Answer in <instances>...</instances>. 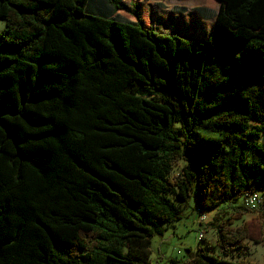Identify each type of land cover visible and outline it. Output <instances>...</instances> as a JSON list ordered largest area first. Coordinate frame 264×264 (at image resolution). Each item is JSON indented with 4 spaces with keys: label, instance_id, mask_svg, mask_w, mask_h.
Wrapping results in <instances>:
<instances>
[{
    "label": "trees",
    "instance_id": "trees-1",
    "mask_svg": "<svg viewBox=\"0 0 264 264\" xmlns=\"http://www.w3.org/2000/svg\"><path fill=\"white\" fill-rule=\"evenodd\" d=\"M87 1L0 0V264H149L193 187L264 196V0H217L203 42ZM210 224L183 264H247L264 204Z\"/></svg>",
    "mask_w": 264,
    "mask_h": 264
},
{
    "label": "crops",
    "instance_id": "crops-1",
    "mask_svg": "<svg viewBox=\"0 0 264 264\" xmlns=\"http://www.w3.org/2000/svg\"><path fill=\"white\" fill-rule=\"evenodd\" d=\"M119 4L125 5L127 9L115 11L107 0H88L87 11L94 15L134 22L135 18L131 10L136 8L145 26L162 34H175L183 39L197 42H203L208 37L212 30L214 17L220 7V2L217 0H119ZM175 235L173 231L168 236L167 229L158 235L159 248L157 251L161 257H163V246L170 245ZM149 250L150 256L156 255V251L153 253L154 250L151 249V241ZM191 256L192 252L182 260V264L187 262ZM158 258V256L155 258L156 264ZM169 261L175 262L176 259L169 258Z\"/></svg>",
    "mask_w": 264,
    "mask_h": 264
},
{
    "label": "rangeland",
    "instance_id": "rangeland-1",
    "mask_svg": "<svg viewBox=\"0 0 264 264\" xmlns=\"http://www.w3.org/2000/svg\"><path fill=\"white\" fill-rule=\"evenodd\" d=\"M206 22V20H205ZM207 26V24L205 25ZM4 27V20L0 19V30ZM262 140H264V133H262ZM183 165L179 162L174 169L177 172ZM180 208L181 217L166 226L164 231L167 229L168 236L175 231L176 235L172 237V243L170 245H164L162 248L163 257L157 251L159 248V236L151 237V249L153 253L156 251L155 256H150L149 264H156L155 258L158 256L157 264H182V260L189 256V253L196 251V249L204 248L205 242H198L196 240L197 228L204 226V238L213 247V251L216 252L215 248V231L211 226V221L214 218H220L233 214L236 210L242 208L241 201L239 200L237 204L223 203L219 207L213 210H204L202 213L205 214V220L201 225L197 223V213L195 211V188L193 187L190 191L188 199L184 203H177ZM255 212H248L242 215L241 220L235 222V225H239L242 221H249L255 217ZM189 249V251H188ZM166 252V254H164ZM160 254V255H159ZM247 264H262L264 263V243L254 242L249 239L247 243V249L245 254L242 256ZM169 258L176 259L175 262L169 261Z\"/></svg>",
    "mask_w": 264,
    "mask_h": 264
},
{
    "label": "built area",
    "instance_id": "built-area-1",
    "mask_svg": "<svg viewBox=\"0 0 264 264\" xmlns=\"http://www.w3.org/2000/svg\"><path fill=\"white\" fill-rule=\"evenodd\" d=\"M242 205L250 210H257L259 209L262 204H264V196L260 192H249L242 197ZM198 212V211H197ZM205 214L199 212L197 214V222L203 223L205 220ZM204 236V229L199 227L197 230L196 240L200 241ZM193 264V263H187Z\"/></svg>",
    "mask_w": 264,
    "mask_h": 264
}]
</instances>
